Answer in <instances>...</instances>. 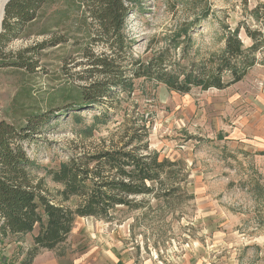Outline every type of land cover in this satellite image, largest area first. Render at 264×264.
I'll return each mask as SVG.
<instances>
[{
  "label": "rangeland",
  "instance_id": "1",
  "mask_svg": "<svg viewBox=\"0 0 264 264\" xmlns=\"http://www.w3.org/2000/svg\"><path fill=\"white\" fill-rule=\"evenodd\" d=\"M258 5L264 0H207L203 5L198 0H142L126 22L129 53L146 60L194 24L205 8L209 17L190 28L189 57L182 63L204 61L223 50L224 29L240 24L261 28L252 15ZM85 10L84 0H49L34 23L3 45L0 122L21 123L24 113L50 107L59 116L41 136L25 143L37 164L36 180L43 181L55 202L62 186L47 170L84 148L119 144L138 128H144L150 151L179 163L167 183L179 192L168 200L157 194L148 197L140 210L119 207L109 221L78 218L72 238L116 251L123 264H264V51L245 79L225 90L179 94L164 84L138 79L131 93L116 97L107 122L95 120L103 107L80 112L78 125L58 90L83 85L77 73L84 70V50H103L102 44H91L98 27L91 25ZM240 38L246 48L252 45L244 30ZM57 41L61 43L51 45ZM42 43L50 47L38 49ZM184 46L172 50L171 64L182 58ZM27 49L33 50L22 56L31 59L30 69L11 66ZM81 126L91 133L77 135ZM77 203L72 199L64 205ZM37 232L0 242V264H19Z\"/></svg>",
  "mask_w": 264,
  "mask_h": 264
},
{
  "label": "trees",
  "instance_id": "2",
  "mask_svg": "<svg viewBox=\"0 0 264 264\" xmlns=\"http://www.w3.org/2000/svg\"><path fill=\"white\" fill-rule=\"evenodd\" d=\"M198 1L202 5L207 2ZM48 2L9 1L0 35V60L3 45L16 39L26 26L34 23ZM141 2L84 0L85 14L93 20L91 25L98 27L95 36L91 35V44H102L103 50L97 53L93 47H87L83 52L86 62L81 64L84 70L77 73L84 84L68 85L58 90L59 97L67 103V112L74 116L78 125L82 123L80 112L103 107L95 120L107 122L109 110L117 102L116 97L131 93L138 79L164 84L179 94H190L194 89L222 91L242 82L259 63L258 54L264 51V5H258L252 11L261 28L252 29L240 24L234 30L224 29L225 45L221 53L185 66L182 61L189 57L192 41L190 28L201 25L209 17V12L202 8L194 24L175 35L166 48L144 60L129 53L130 41L125 35L128 16ZM241 30L252 41L249 48L240 38ZM60 43L57 41L51 45ZM184 43L182 58L171 64L172 50ZM49 45L42 43L37 47L44 50ZM32 50L20 53L10 65L30 69L31 59L26 60L22 55ZM50 103L51 106L54 99ZM55 113L52 107L47 111L33 109L24 113L23 123L0 122V242L11 237L23 238L38 229L19 264H33L42 251L55 250L65 243L78 218L109 221L119 207L140 210L145 207L148 197L157 194L168 200L179 192V188L167 185L179 163L161 159L158 153L150 151L144 128H138L132 134L127 132L119 144H104L94 150L84 148L58 168L47 170L53 182L62 186L57 193L60 201L55 202L46 194L43 181L36 180L37 164L25 148L26 142L37 139L44 128L58 122L59 116ZM83 128L81 126L76 134L86 136L91 133L90 129L85 133ZM72 199H78L75 207L64 205Z\"/></svg>",
  "mask_w": 264,
  "mask_h": 264
},
{
  "label": "crops",
  "instance_id": "3",
  "mask_svg": "<svg viewBox=\"0 0 264 264\" xmlns=\"http://www.w3.org/2000/svg\"><path fill=\"white\" fill-rule=\"evenodd\" d=\"M260 100L264 106V95L260 97ZM260 135L264 138L263 133ZM260 146L264 149V140ZM73 233L74 230L68 240L55 250L42 251L35 258L33 264H123L121 254L119 255L113 250L107 251L105 247L84 245L83 242L72 238ZM217 262L216 264H222V261L218 260Z\"/></svg>",
  "mask_w": 264,
  "mask_h": 264
},
{
  "label": "bare ground",
  "instance_id": "4",
  "mask_svg": "<svg viewBox=\"0 0 264 264\" xmlns=\"http://www.w3.org/2000/svg\"><path fill=\"white\" fill-rule=\"evenodd\" d=\"M6 2L7 0H0V26H1L2 18H3Z\"/></svg>",
  "mask_w": 264,
  "mask_h": 264
},
{
  "label": "water",
  "instance_id": "5",
  "mask_svg": "<svg viewBox=\"0 0 264 264\" xmlns=\"http://www.w3.org/2000/svg\"><path fill=\"white\" fill-rule=\"evenodd\" d=\"M10 0H7L5 8H4V14H3V18H2V22H1V26H0V35L2 33V28H3V22H4V17H5V10H6V6L9 3Z\"/></svg>",
  "mask_w": 264,
  "mask_h": 264
}]
</instances>
